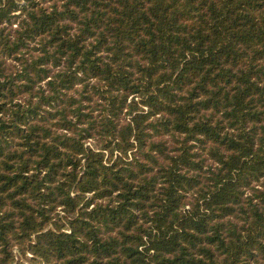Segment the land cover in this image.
<instances>
[{"label": "trees", "instance_id": "trees-1", "mask_svg": "<svg viewBox=\"0 0 264 264\" xmlns=\"http://www.w3.org/2000/svg\"><path fill=\"white\" fill-rule=\"evenodd\" d=\"M0 264H264V0H0Z\"/></svg>", "mask_w": 264, "mask_h": 264}]
</instances>
